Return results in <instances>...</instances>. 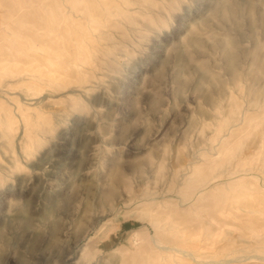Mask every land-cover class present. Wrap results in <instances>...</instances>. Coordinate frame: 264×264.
Segmentation results:
<instances>
[{
  "label": "rangeland",
  "instance_id": "1",
  "mask_svg": "<svg viewBox=\"0 0 264 264\" xmlns=\"http://www.w3.org/2000/svg\"><path fill=\"white\" fill-rule=\"evenodd\" d=\"M74 2L84 93L0 68V264H264V0Z\"/></svg>",
  "mask_w": 264,
  "mask_h": 264
},
{
  "label": "bare ground",
  "instance_id": "2",
  "mask_svg": "<svg viewBox=\"0 0 264 264\" xmlns=\"http://www.w3.org/2000/svg\"><path fill=\"white\" fill-rule=\"evenodd\" d=\"M72 1L73 4L65 6L67 8L66 10L59 4V1L51 0L49 7L45 8L44 13L36 12L37 8L35 5H32L31 2L25 5L16 4L17 11H14L11 5L4 9H0V30H7L10 32L7 38L12 39L16 37L15 43L11 45L3 41L0 42V68H5V66L9 65L13 68L15 65L21 67L31 66L30 70L32 71L37 69L40 70L41 76L39 79H45V83L49 85L50 80L48 77L53 76L55 80H58L56 85L58 88L54 91H49V95L52 93H60L62 95L68 91H79L80 93H84L83 89L71 85L73 81L72 73H74L72 72L71 66H69V61L72 59L71 47L74 46L78 39H72V42L69 44H67L66 41L70 37L67 34L69 26L77 25L75 20L73 18L71 19V15H80L82 9H85V6L77 5L74 0ZM229 9L231 13H234V8L230 7ZM229 57L230 60L233 61L231 53ZM57 71L59 73L54 74ZM30 77L35 76L29 75V78ZM33 89H35V86H25L23 91L28 92ZM48 93L46 92V95H48ZM20 94L23 95L24 99L32 98L29 96L32 95V93H27L25 96L22 92ZM29 127L30 122L28 120L24 121V138H29L27 133ZM237 129L239 128H231L228 132V136L232 135ZM51 159L52 158L47 159L46 163L48 165L51 164ZM46 168V166L41 167L39 173L43 175ZM80 174L81 173H78L77 175ZM223 261L221 263L225 264Z\"/></svg>",
  "mask_w": 264,
  "mask_h": 264
}]
</instances>
